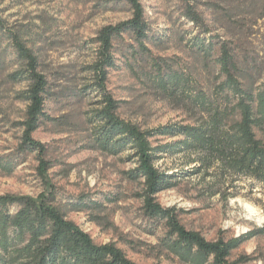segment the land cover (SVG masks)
Segmentation results:
<instances>
[{
	"label": "rangeland",
	"instance_id": "obj_1",
	"mask_svg": "<svg viewBox=\"0 0 264 264\" xmlns=\"http://www.w3.org/2000/svg\"><path fill=\"white\" fill-rule=\"evenodd\" d=\"M105 0H0V17L8 29L39 56L41 70L54 88L47 111L55 119L43 124L34 138L49 147L52 167L43 181L35 153H29L11 174L0 170V195L37 198L56 189L57 204L67 219L89 233L97 244L115 243L138 264H178L160 256L163 228L143 215L141 181L127 178L136 167L131 150L115 156L93 143L96 130L90 118L98 110V95L91 91L89 65L96 57L94 39L105 26L132 16L126 4L113 10ZM150 23L152 41L147 45L164 69L188 81V92L211 93L218 70L211 57L199 53L197 44L215 46L227 42L237 56L245 84L256 88L264 82V0H140ZM189 6L198 14L197 27L186 17ZM205 30L210 35H201ZM133 45L130 35L118 42L117 65L111 70L108 87L120 103L119 115L144 129L191 124L199 118L188 94L173 95L154 80V68L142 55L127 59ZM5 48L8 54L4 53ZM9 41L3 36L0 48V159L16 157L23 136L21 123L28 102L29 82L9 76L19 70ZM163 144L175 142L162 139ZM183 154H172L157 163L162 171L192 168ZM240 195L224 201L205 192L201 177L182 179L179 185L158 195L165 208L182 211V223L201 232L206 239L251 236L232 259L249 257L245 264H264V190L252 181H238ZM116 202H110L109 198ZM97 205V206H95Z\"/></svg>",
	"mask_w": 264,
	"mask_h": 264
},
{
	"label": "trees",
	"instance_id": "obj_2",
	"mask_svg": "<svg viewBox=\"0 0 264 264\" xmlns=\"http://www.w3.org/2000/svg\"><path fill=\"white\" fill-rule=\"evenodd\" d=\"M105 7L115 10L126 4L132 16L126 21L103 27L94 39L96 57L89 65L92 76L90 89L100 100L92 124L96 130L93 145L110 155L118 156L131 150L130 159L136 167L127 172V178L141 181L143 215L156 227L163 228L159 239L160 256L172 258L178 264H245L249 257L232 259L237 250L251 236L219 238L210 241L199 231L190 230L182 223V211L165 208L158 201L162 192L176 188L186 177H201L205 192L220 196L224 201L240 195L236 185L247 180L264 190V82L256 88L248 87L238 64L237 56L227 42L219 46L210 41L197 44L199 53L211 57L218 70L211 93L188 92V81L175 71L164 69L154 58L147 43L151 26L140 0H105ZM193 6L185 17L197 27L198 14ZM205 30L201 35H210ZM130 35L134 44L125 58L147 57L154 68V80L170 94H188L197 108L199 118L191 124H174L158 129H144L119 115L120 102L108 87L111 70L117 65L118 42ZM12 48L19 70L9 74L13 81L28 80L25 92L28 107L23 136L16 157L0 159V170L11 174L29 153H35L40 162L38 171L47 181L46 173L52 162L47 160L49 147L34 138V133L45 123L55 119L47 111L54 99V88L41 70L39 56L16 32L8 29L0 17V48L2 37ZM4 53L8 54L5 48ZM162 139L175 142L163 144ZM183 154L192 166L178 172L162 171L157 163L168 155ZM110 202H116L110 197ZM97 206V205H95ZM264 234V227L258 230ZM0 264H138L131 260L115 243L97 244L92 236L75 222L67 219L57 204L56 189L37 198L0 195Z\"/></svg>",
	"mask_w": 264,
	"mask_h": 264
}]
</instances>
